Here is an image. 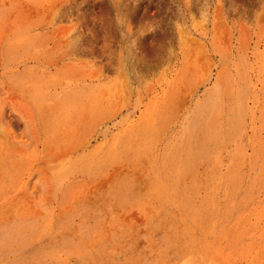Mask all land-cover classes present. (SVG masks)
Returning <instances> with one entry per match:
<instances>
[{
    "label": "rangeland",
    "instance_id": "1",
    "mask_svg": "<svg viewBox=\"0 0 264 264\" xmlns=\"http://www.w3.org/2000/svg\"><path fill=\"white\" fill-rule=\"evenodd\" d=\"M0 264H264V0H0Z\"/></svg>",
    "mask_w": 264,
    "mask_h": 264
}]
</instances>
